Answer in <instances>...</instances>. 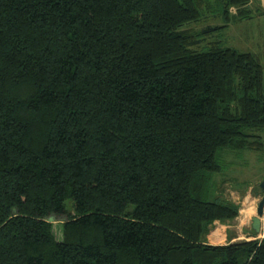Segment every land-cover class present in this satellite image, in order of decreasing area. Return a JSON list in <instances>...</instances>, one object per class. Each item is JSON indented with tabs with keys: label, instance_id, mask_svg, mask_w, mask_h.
<instances>
[{
	"label": "trees",
	"instance_id": "obj_1",
	"mask_svg": "<svg viewBox=\"0 0 264 264\" xmlns=\"http://www.w3.org/2000/svg\"><path fill=\"white\" fill-rule=\"evenodd\" d=\"M253 6L0 0V264H264V229L207 242L241 209L219 151L264 160V64L193 25Z\"/></svg>",
	"mask_w": 264,
	"mask_h": 264
},
{
	"label": "rangeland",
	"instance_id": "obj_2",
	"mask_svg": "<svg viewBox=\"0 0 264 264\" xmlns=\"http://www.w3.org/2000/svg\"><path fill=\"white\" fill-rule=\"evenodd\" d=\"M263 1L261 0L264 6ZM252 8L251 18H244L236 22H227L220 15L218 7L211 12L207 11L205 13L206 17L201 22L193 24L197 30H203V28H208L209 26H222L225 24L226 26L203 34L201 38L205 37V39L200 44L205 45L207 42L218 41L239 51L251 52L258 56L264 64V13L257 10L255 6ZM187 26L188 24L183 28ZM210 45L207 44L202 49L206 50ZM258 157V153L248 150L233 151L221 149L219 151V160L223 169L222 172L214 176V186L211 193V199L215 200V193L220 192L221 195L230 194L227 190L233 189L231 186L236 188L240 194L246 191L248 196L236 197V199L237 201L242 200L240 205L246 206L245 210L250 214L245 218V210L242 212L243 219H248V230L252 229L253 217L257 215V205L262 197V195L255 196V192H253V190L259 192L258 184L264 178V160H260ZM251 186L252 188L254 187L253 190ZM66 203L67 206H70L72 202L69 199ZM63 221V216H55L52 220L55 235L59 240L63 238ZM262 236L263 234L261 233L258 235V237ZM252 238L249 237V239Z\"/></svg>",
	"mask_w": 264,
	"mask_h": 264
},
{
	"label": "crops",
	"instance_id": "obj_3",
	"mask_svg": "<svg viewBox=\"0 0 264 264\" xmlns=\"http://www.w3.org/2000/svg\"><path fill=\"white\" fill-rule=\"evenodd\" d=\"M254 188V187H253ZM252 186L251 189L253 190ZM227 191L230 192L228 197L233 199L236 203L241 204V201H237L236 197H246L248 194H240L237 189H228ZM253 192H255L253 190ZM235 193V194H234ZM248 193V192H247ZM244 199V198H243ZM246 206L241 205L240 214L239 216L229 221L228 223H221L220 221H215V226L213 230L207 235V242L210 244H227L229 242H234L238 240H249L251 238V229L248 228V219H243L242 212H244ZM245 218L248 217L250 214L247 213L245 210ZM248 214V215H247ZM264 227V223H263Z\"/></svg>",
	"mask_w": 264,
	"mask_h": 264
},
{
	"label": "water",
	"instance_id": "obj_4",
	"mask_svg": "<svg viewBox=\"0 0 264 264\" xmlns=\"http://www.w3.org/2000/svg\"><path fill=\"white\" fill-rule=\"evenodd\" d=\"M264 2V1H263ZM260 188L262 192L261 200L257 205V215L253 217L252 229L260 234L263 230V219H264V178L260 182Z\"/></svg>",
	"mask_w": 264,
	"mask_h": 264
}]
</instances>
